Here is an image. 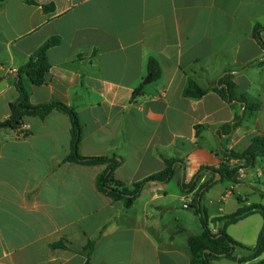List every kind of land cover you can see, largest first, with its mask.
<instances>
[{
  "label": "crops",
  "instance_id": "1",
  "mask_svg": "<svg viewBox=\"0 0 264 264\" xmlns=\"http://www.w3.org/2000/svg\"><path fill=\"white\" fill-rule=\"evenodd\" d=\"M32 1L37 4L3 0L0 8V122L19 98L17 71L59 37L47 53L46 83L25 84L33 106L60 103L76 112L80 155L119 157L114 174L129 187L163 171L167 159L180 162L168 183L146 184L125 209L98 189L106 165L66 161L73 136L65 113L26 116L31 131L25 138L2 129L0 264H85L89 243L91 264H190L188 238L202 227L190 230L180 217L179 202L189 210L184 205L195 193L181 185L202 169L197 188L213 182L205 193L214 206V214L206 211L209 220L264 204V159L244 168L239 183L213 172L224 151L243 152L264 136V49L254 36L255 27L264 26V0ZM48 4L54 10L46 13L42 5ZM260 35L264 42V31ZM150 58L161 76L144 85ZM224 76L259 108L224 100L214 90ZM190 79L209 91L199 99L185 96ZM244 112L241 124L224 135L223 127ZM263 223L255 214L228 227L244 247L237 257L251 253ZM239 224L241 231L232 232ZM61 241L67 249H52ZM263 260L264 253L252 263ZM212 264L249 263L221 258Z\"/></svg>",
  "mask_w": 264,
  "mask_h": 264
},
{
  "label": "trees",
  "instance_id": "2",
  "mask_svg": "<svg viewBox=\"0 0 264 264\" xmlns=\"http://www.w3.org/2000/svg\"><path fill=\"white\" fill-rule=\"evenodd\" d=\"M3 0H0V8ZM28 4H37L32 0H24ZM44 12H52L54 10L53 4L42 5ZM264 31V26L257 25L254 30V36L260 46L264 49V42L261 38V32ZM60 44L59 37H51L31 56L28 62L17 71L15 86L19 93V98L10 106V116L4 122H0V131L4 128L16 129L23 123L26 116L45 117L53 110H58L65 113L72 124V150L66 158V161L82 164L85 166L106 165V170L97 177V186L100 192L104 193L115 202H122L125 209H130L136 199L140 196L144 186L150 182L168 183L174 176L175 166L180 161L176 159L165 160L166 167L163 171L155 173L135 184L131 187L127 186L122 181L115 177L116 169L121 165L122 161L119 157H84L78 151L79 143L82 137V127L79 122L76 112L60 103H51L44 106H33L29 101V92L26 88L25 80L29 79L33 85L41 86L46 83L48 73L50 70V63L48 60V50ZM148 73L154 78L158 79L161 76V69L158 62L154 58H150L147 64ZM214 90L227 102L232 105L241 104L245 108L257 110L258 104L249 105L244 96L239 97L236 90L235 83L230 77H222L214 87ZM209 89H203L190 79L187 88L185 89V96L199 99L202 98ZM140 94V90L135 91V95ZM243 115L236 117L231 125L224 126L222 133L224 135L231 134L244 119ZM230 158H236L243 162L241 166H231L229 164ZM264 159V136L258 135L252 139L250 146L243 152L224 151L222 156V164L217 170L213 172L220 174L222 179L229 180L234 183H239L241 178V169L254 168L259 160ZM200 170L189 184L183 183L181 189L184 193H194L191 205L188 207L193 210L199 217L202 232L199 235L190 236L188 238V248L191 254L190 264H212L213 261L221 258L230 259L238 263L262 264L263 261L252 263L264 253V223L258 235L257 243L251 250V253L245 257H237L235 252L238 248L244 247L232 238L227 229L229 226L237 224L238 222L248 218L252 215L259 214L264 220V204H251L243 206L231 214L221 215L212 220H209L206 210L202 207V199L207 191L213 186V182L209 181L202 184L199 188L198 180ZM238 201L243 203L241 197ZM217 224V232H214L211 225ZM52 249L63 248L67 246L61 241L53 244ZM93 243H89L84 249L86 254L85 264H91V253L93 251Z\"/></svg>",
  "mask_w": 264,
  "mask_h": 264
},
{
  "label": "rangeland",
  "instance_id": "3",
  "mask_svg": "<svg viewBox=\"0 0 264 264\" xmlns=\"http://www.w3.org/2000/svg\"><path fill=\"white\" fill-rule=\"evenodd\" d=\"M210 195H212V194H210ZM210 195H205V201L203 202V205L206 208V211H208L209 215H212V214H214V209H213L214 206L209 204V200H211V198H210L211 196ZM182 205H183V203L179 202V206H180L179 209L181 211L179 215L185 221V224L190 228V230H194V229L197 228L198 224H196V223H199V226L201 228L202 226H201L199 217L195 214V212L193 210H191V209H189V210L183 209ZM259 218H260V216H259ZM211 226L213 228V225H211ZM231 231L232 232L233 231H241L240 224L237 225V226H233L231 228ZM238 251L239 250H237V253H238Z\"/></svg>",
  "mask_w": 264,
  "mask_h": 264
},
{
  "label": "built area",
  "instance_id": "4",
  "mask_svg": "<svg viewBox=\"0 0 264 264\" xmlns=\"http://www.w3.org/2000/svg\"><path fill=\"white\" fill-rule=\"evenodd\" d=\"M16 131L18 132V135H19L20 138H25V137H27L30 134L31 126L29 124H26V123L23 122V123H21L19 125L18 128H16ZM228 161H229V164H234V166H241V165H238V164L240 162H242V161H240V160H238L236 158H230ZM240 173H241V177H242L243 174H244L243 173V169H241ZM184 207L188 208L189 205L186 203L184 205Z\"/></svg>",
  "mask_w": 264,
  "mask_h": 264
},
{
  "label": "water",
  "instance_id": "5",
  "mask_svg": "<svg viewBox=\"0 0 264 264\" xmlns=\"http://www.w3.org/2000/svg\"><path fill=\"white\" fill-rule=\"evenodd\" d=\"M16 77H17V75H16ZM152 80H153V79H152V76L149 74V75L145 78L143 84H144V85H147V84L151 83Z\"/></svg>",
  "mask_w": 264,
  "mask_h": 264
}]
</instances>
